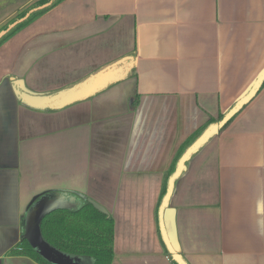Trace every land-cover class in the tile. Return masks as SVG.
Listing matches in <instances>:
<instances>
[{
  "label": "crops",
  "instance_id": "crops-1",
  "mask_svg": "<svg viewBox=\"0 0 264 264\" xmlns=\"http://www.w3.org/2000/svg\"><path fill=\"white\" fill-rule=\"evenodd\" d=\"M38 1L0 0V31ZM2 44L0 264H39L17 253L24 221L62 191L111 214L112 264H172L156 218L164 178L264 75V0H64ZM122 60L127 77L62 109L13 91L21 79L50 95ZM163 220L185 264H264V87L187 163Z\"/></svg>",
  "mask_w": 264,
  "mask_h": 264
},
{
  "label": "trees",
  "instance_id": "trees-1",
  "mask_svg": "<svg viewBox=\"0 0 264 264\" xmlns=\"http://www.w3.org/2000/svg\"><path fill=\"white\" fill-rule=\"evenodd\" d=\"M63 1L64 0H39L30 8L20 13L9 23V25L0 31V45L26 25L33 22L38 17ZM263 87L264 77L257 90L250 98L241 100L239 103L234 105L229 112L219 114L217 118H210L205 126L195 131L180 146L164 178L160 199L156 209L158 232L161 240L162 236L159 227L158 210L167 191L168 180L174 174L180 158L209 126L218 123L221 124L219 133L224 131L236 118V116H238V114H240V112L260 93ZM136 104L137 98L131 101L132 106H135ZM62 192L75 197L78 203L77 207L58 209L47 214L43 218L40 224V231L44 242L50 248L70 257L89 259V264H112L114 258L113 244L115 224L111 214L101 213L95 209L93 204L89 202L88 197L80 193L67 191ZM42 196L43 195H40L35 198L34 202L39 200ZM17 253L27 256L39 264H51L42 258L25 238H23L19 243ZM169 257L172 264H177L173 260L171 254Z\"/></svg>",
  "mask_w": 264,
  "mask_h": 264
},
{
  "label": "water",
  "instance_id": "water-1",
  "mask_svg": "<svg viewBox=\"0 0 264 264\" xmlns=\"http://www.w3.org/2000/svg\"><path fill=\"white\" fill-rule=\"evenodd\" d=\"M131 59L127 60L130 61ZM124 61H117L110 66L90 75L83 81L69 87L57 91L50 95H37L29 93L24 82L21 79L14 81L13 91L16 97L25 105L38 110H58L65 108L74 103L86 100L96 93L107 88L109 85L116 83L127 77L133 66L123 67ZM264 75L257 81L250 94L243 100L250 98L257 90ZM221 124H213L209 126L201 136L186 150L180 158L174 174L168 180L167 191L161 201L158 210L159 227L163 243L172 255L173 260L177 264H185L182 257L174 252L170 244L166 229L164 226V210L166 209L173 190L175 182L180 178L185 170L186 163L200 151L214 136L219 133ZM89 202L93 204L95 209L101 213H109L107 209L100 206L98 203L88 198ZM77 200L75 197L64 192L48 193L37 200L29 209L24 221V236L32 248L46 261L51 264H81L80 259L70 257L66 254L60 253L50 248L43 240L40 231V224L43 218L58 209H68L77 207Z\"/></svg>",
  "mask_w": 264,
  "mask_h": 264
},
{
  "label": "rangeland",
  "instance_id": "rangeland-1",
  "mask_svg": "<svg viewBox=\"0 0 264 264\" xmlns=\"http://www.w3.org/2000/svg\"><path fill=\"white\" fill-rule=\"evenodd\" d=\"M5 43V42H4ZM4 44H2V45H0V50H3L4 51V53L8 50L9 51V45H7V46H3ZM11 45V44H10ZM3 46V47H2ZM2 47V48H1ZM14 50H18V49H14ZM7 53V52H6ZM5 53V54H6ZM80 263L81 264H89L90 263V260L89 259H80Z\"/></svg>",
  "mask_w": 264,
  "mask_h": 264
}]
</instances>
